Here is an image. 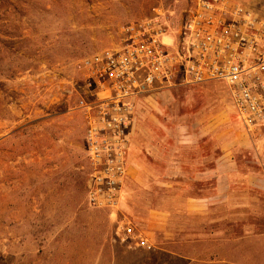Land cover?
<instances>
[{
  "label": "rangeland",
  "instance_id": "1",
  "mask_svg": "<svg viewBox=\"0 0 264 264\" xmlns=\"http://www.w3.org/2000/svg\"><path fill=\"white\" fill-rule=\"evenodd\" d=\"M233 1L264 18V0ZM190 6L191 0H0V264H182L177 254L186 244L176 238L156 234L148 238L154 249L145 251L116 234L117 221L127 219L144 235L149 216L159 222L175 199L168 180L145 176L151 140L169 148L202 130H213L222 144L247 138L251 149L236 147L234 154L256 155L264 170V129L247 135L223 84L175 87L136 106L130 156H137L128 161L115 215L86 203L75 63L116 44L122 26L156 11L174 39ZM232 254L234 264H264L261 243L234 244Z\"/></svg>",
  "mask_w": 264,
  "mask_h": 264
},
{
  "label": "built area",
  "instance_id": "2",
  "mask_svg": "<svg viewBox=\"0 0 264 264\" xmlns=\"http://www.w3.org/2000/svg\"><path fill=\"white\" fill-rule=\"evenodd\" d=\"M155 14L122 26L116 44L75 63L82 91L74 109L89 164L86 203L111 215L120 206L140 100L217 82L247 135L264 129V18L232 0H191L173 39ZM116 234L129 248L154 249L127 219L117 221Z\"/></svg>",
  "mask_w": 264,
  "mask_h": 264
},
{
  "label": "crops",
  "instance_id": "3",
  "mask_svg": "<svg viewBox=\"0 0 264 264\" xmlns=\"http://www.w3.org/2000/svg\"><path fill=\"white\" fill-rule=\"evenodd\" d=\"M203 131L169 148L149 141L145 176L168 180L166 190L175 199H169L159 222L149 216L144 236L159 234L186 244V252L177 254L182 264H234V244L261 243L264 248V170L256 155L234 154L236 147L251 149L247 138L222 144L213 130ZM134 155L129 151V160Z\"/></svg>",
  "mask_w": 264,
  "mask_h": 264
}]
</instances>
